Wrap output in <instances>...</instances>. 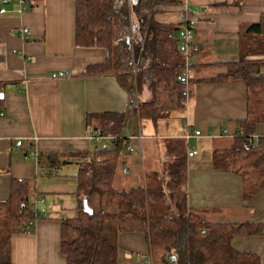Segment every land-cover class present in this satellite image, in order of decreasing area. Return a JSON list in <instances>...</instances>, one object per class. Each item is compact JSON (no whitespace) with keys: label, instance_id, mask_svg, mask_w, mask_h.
I'll return each mask as SVG.
<instances>
[{"label":"crops","instance_id":"crops-1","mask_svg":"<svg viewBox=\"0 0 264 264\" xmlns=\"http://www.w3.org/2000/svg\"><path fill=\"white\" fill-rule=\"evenodd\" d=\"M17 1L11 0L0 14V201L7 198L12 180L31 181L35 219L30 232L11 237L10 264H66L60 227L79 207L75 154L93 151L86 132L109 127L97 119L102 114L124 115L121 134L143 137L131 142L135 152L120 158L113 180L116 189L143 185L145 172L160 170L168 159L166 143L181 140L187 130L200 131V136L183 142L185 152L187 146L197 151L195 157H185L187 206L205 210L210 222L260 224L258 235L237 236L231 244L264 264V187L245 199L240 177L210 165L211 152L229 147L238 123L248 118L245 85L224 77L223 62L237 59L240 36L264 15V0H177L157 7L155 21L172 26H179L185 4L191 8L198 51L188 64V97L175 108L173 93L161 89L159 100L168 104V111L156 120L139 115V104L152 99L146 84L135 87L138 107L131 112L127 97L132 81L127 90L111 74L84 73L105 62L106 50L76 45L75 0H27L29 8L22 14L16 13ZM18 28H26L29 37L13 36ZM245 136L256 144L264 137V122ZM135 163L141 164V171L130 176ZM117 244V264L174 262L171 254L159 261L140 233H121Z\"/></svg>","mask_w":264,"mask_h":264},{"label":"trees","instance_id":"trees-1","mask_svg":"<svg viewBox=\"0 0 264 264\" xmlns=\"http://www.w3.org/2000/svg\"><path fill=\"white\" fill-rule=\"evenodd\" d=\"M176 3L177 0H75L76 45L106 50L105 62L89 66L84 73L111 74L127 90L130 81L137 84L136 88L146 84L152 99L139 104V115L152 120L168 111V104L159 100L161 89L173 93L172 103L181 108L183 88L177 81L183 63L177 48L180 24L164 25L154 18L158 6ZM223 64L225 78L245 85L248 118L238 123L229 147L211 152L210 165L240 177L243 196L249 199L264 187V137L254 144L245 136L253 132L256 123L264 122V15L242 32L237 59ZM3 88L0 84V93ZM153 104L157 105L151 107ZM97 119L109 127L90 128L104 135L123 136L124 115L102 114ZM183 142L175 139L166 143L168 159L160 170L145 172L143 185L128 189L113 186L127 145L125 139L104 150L94 148L75 154L79 207L76 216L62 220L60 227V251L66 264H117V237L121 233L142 234L148 250L158 254L159 261L171 254L173 264H262L257 255L236 251L231 244L234 237L258 235L260 224L210 222L205 210L187 206L183 184L190 147L186 145L185 152ZM32 192L31 181L12 180L7 198L0 201V264H10L11 237L32 229ZM84 200L92 211L90 215L83 211Z\"/></svg>","mask_w":264,"mask_h":264},{"label":"built area","instance_id":"built-area-1","mask_svg":"<svg viewBox=\"0 0 264 264\" xmlns=\"http://www.w3.org/2000/svg\"><path fill=\"white\" fill-rule=\"evenodd\" d=\"M11 2V0H1L0 4V14H5L6 13V5H8ZM18 8L16 9V13L22 14L23 12L27 11L28 4L27 0H18L17 1ZM192 10L188 5H184L183 10L180 14L181 21H180V29L177 33V38H178V49L182 54V58L185 57L186 61H190L192 58L193 54L198 51V47L193 43V35L195 31V20L192 18ZM13 36L16 37H21L23 39H27L29 37V31L26 28H18L13 30L12 32ZM188 65L184 63L183 61V71L181 74L184 76L179 79L178 76V81L183 87L182 90V97L187 98L188 97ZM54 77V76H53ZM135 84L131 87L128 97H127V108L129 111L134 112L137 109V90L135 88ZM1 115V113H0ZM201 133L200 131H193V133H188L187 132L182 136V139L188 143V141L193 138V137H198L200 136ZM86 138L88 139L89 142H91L93 145L96 146V148L99 149H106L108 144L111 142H115L118 137L115 136H106L102 134L99 130H93V129H88L86 132ZM122 138L125 140H132L136 139L137 141L140 142V136H135L133 132H129L126 135H123ZM130 148H126V151L128 153H132L135 151V148L131 145L127 146ZM192 148L188 149L187 151V158H193L196 156L197 152L191 150ZM194 149V148H193ZM31 224H29L30 226ZM28 228V226L24 227V229ZM28 232V231H27Z\"/></svg>","mask_w":264,"mask_h":264},{"label":"bare ground","instance_id":"bare-ground-1","mask_svg":"<svg viewBox=\"0 0 264 264\" xmlns=\"http://www.w3.org/2000/svg\"><path fill=\"white\" fill-rule=\"evenodd\" d=\"M177 39H178V38H177ZM177 48H178V45H177ZM178 51H179V49H178ZM179 53H180V55H181V57H182V54H181L180 51H179ZM182 60H183L184 63H186L187 65L189 64V61L187 62L186 59H185V57L182 58ZM182 71H183V63H182ZM181 73H182V72H181ZM183 76H184L183 74H180V75H179V79H180L181 77H183ZM177 78H178V77H177ZM177 81H178V79H177ZM178 83H179V81H178ZM179 84H180V86L182 87L181 84H183V83L180 82ZM188 85H189V77H188ZM182 88H183V87H182ZM182 90H183V89H182ZM181 98H184V97H182V91H181ZM184 99H185V98H184ZM137 107H138V100H137ZM89 129H93V128H89ZM185 129H189V126L187 125ZM93 130H96V129H93ZM186 132H187V131H185V133H186ZM185 133H184V134H185ZM188 133H193V131H189V130H188ZM134 134H135V133H134ZM184 134H183V135H184ZM106 136H112V135H106ZM135 136H138V135L135 134ZM115 137H116V136H115ZM140 137H141V136H140ZM142 138H143V137L140 138V142H141ZM120 139L123 140L124 138H122V137H118V138H117V140H120ZM117 140H116V141H117ZM135 140H136V139L126 140V141H127V145H126V147H125L124 153H126V154H130V153H128V152L126 151V148H127V149L130 148V147H127V146H129V145H131V147L133 146V147L135 148V151H136V146L131 144V142H132V141H135ZM136 142H137V141H136ZM90 143H91V142H90ZM112 143L114 144L115 142H111L110 144H112ZM110 144H108L107 146H109ZM93 146H94V148H96L95 145H93ZM190 148H192L191 150L197 152L195 149H193V147H190ZM190 148H189V149H190ZM97 149H99V148H97ZM135 151H134V152H135ZM187 151H188V150H187ZM132 153H133V152H132Z\"/></svg>","mask_w":264,"mask_h":264},{"label":"water","instance_id":"water-1","mask_svg":"<svg viewBox=\"0 0 264 264\" xmlns=\"http://www.w3.org/2000/svg\"><path fill=\"white\" fill-rule=\"evenodd\" d=\"M2 98H3V94L0 93V99ZM83 211L89 215L92 214V211L88 207L86 200L83 201ZM171 260L174 261V258L172 257Z\"/></svg>","mask_w":264,"mask_h":264},{"label":"rangeland","instance_id":"rangeland-1","mask_svg":"<svg viewBox=\"0 0 264 264\" xmlns=\"http://www.w3.org/2000/svg\"><path fill=\"white\" fill-rule=\"evenodd\" d=\"M131 80H132V79H131ZM163 147H164V146H163ZM163 150L165 151V149H163ZM132 156L135 157L136 155H132ZM132 156H131V157H132ZM74 165H75V164H74ZM64 166H65V164H63V163L60 165V167H64ZM67 166H68V165H67ZM135 170H140V171H141V164H136V163H135L133 169L131 170L132 173L130 174V176H132V174H134V171H135ZM117 187H120V186L117 185Z\"/></svg>","mask_w":264,"mask_h":264}]
</instances>
